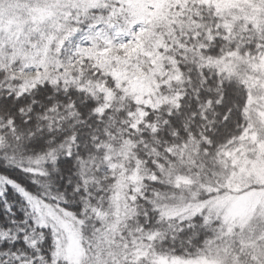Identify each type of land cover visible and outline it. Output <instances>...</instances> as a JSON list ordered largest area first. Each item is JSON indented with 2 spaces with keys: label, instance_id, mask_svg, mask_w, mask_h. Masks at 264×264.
<instances>
[{
  "label": "snow or ice",
  "instance_id": "1",
  "mask_svg": "<svg viewBox=\"0 0 264 264\" xmlns=\"http://www.w3.org/2000/svg\"><path fill=\"white\" fill-rule=\"evenodd\" d=\"M0 264H264V0H0Z\"/></svg>",
  "mask_w": 264,
  "mask_h": 264
}]
</instances>
